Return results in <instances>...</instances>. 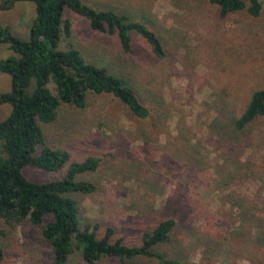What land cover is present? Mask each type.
Returning <instances> with one entry per match:
<instances>
[{
    "label": "rangeland",
    "instance_id": "1",
    "mask_svg": "<svg viewBox=\"0 0 264 264\" xmlns=\"http://www.w3.org/2000/svg\"><path fill=\"white\" fill-rule=\"evenodd\" d=\"M83 1L145 22L166 51L156 57L134 33L133 50L126 52L116 36L93 30L85 17L66 9L76 45L125 77L152 108L150 118L139 119L113 95L90 94L86 109L67 111L48 129L50 143L67 148L73 158H102L87 174L98 191L81 197L83 215L114 227L115 238L138 244L144 230L175 214L180 223L169 252L186 264H262L256 225L245 224L238 205L259 203L264 212V167L258 173L249 167L264 165V136L238 142L230 135L252 92L264 86V3L259 16L242 10L221 17L209 0ZM36 16L31 1L0 7V23L24 39ZM12 54L8 44L0 46V60ZM11 89V76L0 71V94ZM11 110V104H0V121ZM258 130H264V120ZM23 172L43 182L65 169L29 166ZM0 242L6 250L2 264H50L53 257L30 225L0 236ZM70 264L84 263L75 257ZM101 264L120 263L105 258ZM127 264L157 263L137 258Z\"/></svg>",
    "mask_w": 264,
    "mask_h": 264
},
{
    "label": "trees",
    "instance_id": "2",
    "mask_svg": "<svg viewBox=\"0 0 264 264\" xmlns=\"http://www.w3.org/2000/svg\"><path fill=\"white\" fill-rule=\"evenodd\" d=\"M21 1L36 5L37 16L29 38L15 35L10 25L0 23V46L6 43L14 52L0 60V71L8 73L12 80L11 91L0 94V104L12 106L10 114L0 121V236L19 226L38 228L51 246L50 264H70L75 257L84 264H101L105 258L120 264L137 258L157 264H186L181 255L169 252L180 223L175 214L163 216L151 229L144 230L138 244L128 243L124 236L115 238L114 227L104 228L99 221L87 219L81 197L98 191V185L87 174L100 167L102 158L89 155L75 159L67 148L54 146L48 139V129L67 111L87 108L90 94L113 95L139 119L152 114L150 104L133 84L76 45V28L65 17L66 9L85 17L93 30L116 36L126 52L133 50L135 33L161 58L166 54L162 39L145 22L128 13L96 8L83 0H0V7L9 9ZM209 1L219 8L221 17L242 10L259 16L264 3ZM263 120L264 86L252 92L244 111L234 120L230 139L238 138L239 142L264 136V130L258 133ZM29 166L52 173L63 169L65 172L47 181H34L23 172ZM253 166L257 173L258 166L264 167L258 161L249 166L251 171ZM260 203L264 207V200ZM238 206L245 224L256 225L255 243L258 250L264 251V212L259 210V203L246 208L242 202ZM5 258L6 250L0 242V264Z\"/></svg>",
    "mask_w": 264,
    "mask_h": 264
}]
</instances>
